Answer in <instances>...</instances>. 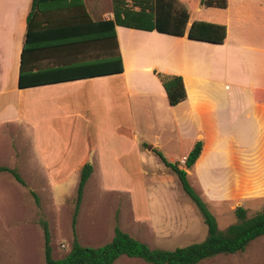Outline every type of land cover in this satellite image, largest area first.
I'll return each instance as SVG.
<instances>
[{
  "label": "crops",
  "instance_id": "crops-1",
  "mask_svg": "<svg viewBox=\"0 0 264 264\" xmlns=\"http://www.w3.org/2000/svg\"><path fill=\"white\" fill-rule=\"evenodd\" d=\"M30 4L0 0V129L7 137L13 127L30 136L51 183L78 179L89 164L86 184L97 179L126 199L136 217V200L146 192L144 167L160 161L153 150L181 163L198 140L203 147L195 169L225 165V153L236 151L249 180L264 182V0H226L224 9L197 8L195 18L192 9L189 25L205 21L226 27L221 45L116 27L121 73L20 89ZM67 4L84 8L33 17L35 38L23 57V81L58 80L113 66L112 44L108 49L101 37L76 35L87 21L112 19V8L106 12L101 0ZM154 72L180 76L186 100L170 106ZM159 140L179 153L162 151Z\"/></svg>",
  "mask_w": 264,
  "mask_h": 264
},
{
  "label": "rangeland",
  "instance_id": "rangeland-1",
  "mask_svg": "<svg viewBox=\"0 0 264 264\" xmlns=\"http://www.w3.org/2000/svg\"><path fill=\"white\" fill-rule=\"evenodd\" d=\"M101 1L105 3L103 9L111 11L110 0ZM188 1L195 3L191 18L197 17V8L207 10L199 5V0ZM9 131L7 137L1 135L0 129V167L15 169L26 183L22 186L9 173H0V264H45L39 225L42 218L48 223L52 256L61 259L69 252L73 239L71 218L79 178L63 184L51 183L33 154L30 136L14 127ZM159 141L162 151L179 153ZM239 154L225 153L229 160L225 165H201L188 171L189 184L214 215L219 231L236 222L234 210L239 206L246 209L248 218L264 209V182L257 177L249 180L246 169L237 161ZM144 168L146 192L136 200V217L126 199L105 190L97 179L89 180L75 225L82 246L97 248L109 243L115 226L150 248L173 250L205 239L207 228L203 219L176 176L167 173L157 158ZM30 192L38 196L40 212ZM114 264L147 263L122 256ZM198 264H264V236L252 241L242 253L218 255Z\"/></svg>",
  "mask_w": 264,
  "mask_h": 264
},
{
  "label": "trees",
  "instance_id": "trees-1",
  "mask_svg": "<svg viewBox=\"0 0 264 264\" xmlns=\"http://www.w3.org/2000/svg\"><path fill=\"white\" fill-rule=\"evenodd\" d=\"M69 0H31L27 15L26 40L22 49L20 75L18 87L20 89L37 85L51 84L54 82L69 81L89 78L94 76L115 74L122 72L121 58L116 42V27H124L146 32H157L172 37H186L190 41L221 45L226 39V27L205 21H194L189 25L190 12L195 3L188 0H110L113 18L106 21H87V25L76 28L77 36L93 35L106 40L108 49L111 44L115 54L112 59L113 66L106 70L90 73H78L66 78L54 80V77L37 76L34 81H23L22 73L23 57L29 49L27 45L35 36L31 34V23L34 16L61 12L66 9H83L84 6H70ZM200 5L206 8L224 9L226 0H201ZM81 43V40H77ZM116 58V59H114ZM160 81L170 106H176L187 98L183 80L180 76H168L154 72ZM35 78V77H34ZM148 148L147 144L142 145ZM203 142L198 140L192 150L185 157L183 165L180 162H169L157 150L153 152L158 156L163 165L169 169L178 179L183 192L194 203L207 228V236L200 243H194L182 248L165 250L150 248L129 234L123 232L118 226L114 227L111 241L101 247L91 248L79 244L75 225L79 211V205L83 195L84 186L90 177L92 167L86 164L80 171V178L76 190L75 209L71 218L73 239L69 252L61 259H54L50 245L51 237L48 223L45 219L39 220L44 238L45 264H114L122 256L131 259H139L147 264H198L218 255H232L242 253L249 244L259 237L264 236V209L247 216L245 208L239 206L234 210L236 222L229 225L224 231H219L214 215L208 209L206 203L197 195L188 182V171L193 169L202 152ZM9 173L14 180L25 186L23 179L15 169L0 167V173ZM40 212L39 198L34 192H30Z\"/></svg>",
  "mask_w": 264,
  "mask_h": 264
},
{
  "label": "built area",
  "instance_id": "built-area-1",
  "mask_svg": "<svg viewBox=\"0 0 264 264\" xmlns=\"http://www.w3.org/2000/svg\"><path fill=\"white\" fill-rule=\"evenodd\" d=\"M184 161H185V159H184V160H182V162H181L180 164H183V163H184Z\"/></svg>",
  "mask_w": 264,
  "mask_h": 264
}]
</instances>
